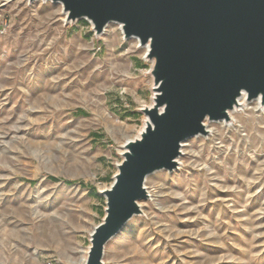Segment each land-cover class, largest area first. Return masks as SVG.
Instances as JSON below:
<instances>
[{"label":"rangeland","instance_id":"374dc122","mask_svg":"<svg viewBox=\"0 0 264 264\" xmlns=\"http://www.w3.org/2000/svg\"><path fill=\"white\" fill-rule=\"evenodd\" d=\"M144 55L116 23L97 36L58 3L0 0V264L83 263L152 103ZM238 110L147 178L104 264H264V107Z\"/></svg>","mask_w":264,"mask_h":264},{"label":"water","instance_id":"95a60500","mask_svg":"<svg viewBox=\"0 0 264 264\" xmlns=\"http://www.w3.org/2000/svg\"><path fill=\"white\" fill-rule=\"evenodd\" d=\"M43 1L62 5L66 22H91L97 36L116 23L148 48L152 103L141 109L139 136L122 147L113 183L100 191L105 215L84 262L104 264L106 246L141 215L147 178L177 169L184 141L206 135L207 120L230 122L243 94L264 107V0Z\"/></svg>","mask_w":264,"mask_h":264},{"label":"bare ground","instance_id":"6f19581e","mask_svg":"<svg viewBox=\"0 0 264 264\" xmlns=\"http://www.w3.org/2000/svg\"><path fill=\"white\" fill-rule=\"evenodd\" d=\"M66 16V15H65ZM119 26V28L121 29V26L120 25H118ZM106 31V30H105ZM134 40H137L136 38H133ZM137 43H138V48L139 49H144L145 50V54H146V52H147V50H148V48L147 47H140L139 46V41L137 40ZM145 56V55H144ZM244 102H246V95L245 94H243V96L239 99V104H240V106L244 103ZM253 102H256V103H258V106L260 105V100H254ZM239 112V110L238 109H235L234 111H232V112H230V116L233 118V115L235 114V113H238ZM207 123H211V121H206ZM223 121H221V123H222ZM207 123H205V126H206V130L208 131V133L209 132H211V130H209L208 129V124ZM215 123V122H214ZM183 146H184V143H182V147H181V150H182V154L180 155V157L178 158V160H180V158H181V156L183 155ZM142 207V206H141ZM122 231V230H121ZM113 239H115V237L113 238ZM86 258H87V252H86V257H85V259H84V261H83V263L82 264H84V262H85V260H86Z\"/></svg>","mask_w":264,"mask_h":264},{"label":"trees","instance_id":"16d2710c","mask_svg":"<svg viewBox=\"0 0 264 264\" xmlns=\"http://www.w3.org/2000/svg\"><path fill=\"white\" fill-rule=\"evenodd\" d=\"M52 180H54V181H57V179L56 178H51Z\"/></svg>","mask_w":264,"mask_h":264}]
</instances>
